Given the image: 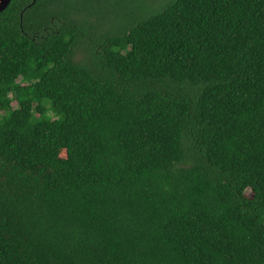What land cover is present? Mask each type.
I'll use <instances>...</instances> for the list:
<instances>
[{
  "label": "trees",
  "instance_id": "1",
  "mask_svg": "<svg viewBox=\"0 0 264 264\" xmlns=\"http://www.w3.org/2000/svg\"><path fill=\"white\" fill-rule=\"evenodd\" d=\"M0 113V264H264V0H12Z\"/></svg>",
  "mask_w": 264,
  "mask_h": 264
},
{
  "label": "water",
  "instance_id": "2",
  "mask_svg": "<svg viewBox=\"0 0 264 264\" xmlns=\"http://www.w3.org/2000/svg\"><path fill=\"white\" fill-rule=\"evenodd\" d=\"M12 2V0H0V12L4 11Z\"/></svg>",
  "mask_w": 264,
  "mask_h": 264
},
{
  "label": "rangeland",
  "instance_id": "3",
  "mask_svg": "<svg viewBox=\"0 0 264 264\" xmlns=\"http://www.w3.org/2000/svg\"><path fill=\"white\" fill-rule=\"evenodd\" d=\"M112 24H113V22H110V25H112ZM16 107H17V105H16ZM16 107H15V108H16ZM0 115H2V114L0 113ZM247 195H249V196H250V195H251V192H250V191H248Z\"/></svg>",
  "mask_w": 264,
  "mask_h": 264
}]
</instances>
